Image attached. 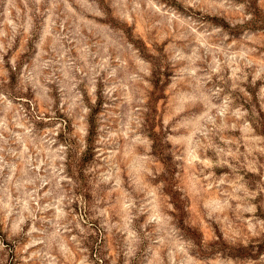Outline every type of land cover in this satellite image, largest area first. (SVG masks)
I'll return each mask as SVG.
<instances>
[{
  "label": "rangeland",
  "instance_id": "obj_1",
  "mask_svg": "<svg viewBox=\"0 0 264 264\" xmlns=\"http://www.w3.org/2000/svg\"><path fill=\"white\" fill-rule=\"evenodd\" d=\"M0 264H264V0H0Z\"/></svg>",
  "mask_w": 264,
  "mask_h": 264
}]
</instances>
